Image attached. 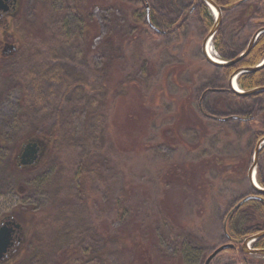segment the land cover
<instances>
[{"label":"rangeland","instance_id":"374dc122","mask_svg":"<svg viewBox=\"0 0 264 264\" xmlns=\"http://www.w3.org/2000/svg\"><path fill=\"white\" fill-rule=\"evenodd\" d=\"M114 1L119 3L111 5ZM189 2L190 0H150L148 3L150 9L155 8L159 13L176 17L183 9L182 14L186 16L191 7ZM88 4L92 5V0H80L75 4L73 0H21L17 14L0 18V219L8 214L18 217L23 214L26 218L24 236L12 257L28 251L23 261L18 258L21 263L57 264V261L54 263V258L52 263L51 252L57 249V240H66V237H57L62 225L59 219L72 218L76 226L80 225L79 219L87 218L88 215L92 218L95 213L100 212L104 221L105 216L110 213V225L119 228L125 226L128 208H133V200H136V209L143 212L144 220H150L154 213V218L157 219L159 216L156 215L160 212L177 210L187 228H198V208L202 207V201L185 200L182 193H176L174 189L163 190L161 175L166 166L184 157L198 160L211 154L224 155L233 160L232 164L225 166L233 171L221 174L225 169L223 166L219 171L214 169L212 173H206L205 177L211 180L213 188L212 202L208 204L209 216H204L202 221L206 227L204 237L195 246V255L184 256L185 264H203L205 257L218 246L229 243L222 229V217L229 203L250 191L246 175L255 148L251 141L253 128L244 123L239 124L236 120L222 124L206 119L202 126L205 133L201 128L177 129L181 138L194 146L191 150L177 151L161 141H151L149 152L144 151L143 140L161 128L159 122L163 117L155 118L158 126L150 127L158 104L155 105V101L151 100L146 108L136 109L138 89L152 83L156 84L157 89L160 88L162 84L159 78L165 65L188 64L189 70L186 69L178 77L180 84L169 77L162 80L163 89L157 90L156 95L164 91L170 96L182 99L187 92L186 86L191 85L193 98L199 97L201 109L208 114L214 110L220 112V103L233 106L231 102L234 98L213 92L205 97L200 96L201 87L214 84L225 87L227 80L222 78L217 67L204 59L201 41L205 34L195 17L186 16V22L177 27L176 24L170 25L151 13L148 18L150 22L157 28L169 31L166 34H155L149 26L139 28L138 20L144 22L147 16L137 0H99L97 4L93 2L91 9L86 7ZM76 5L80 12L74 8ZM58 10L61 15H58ZM84 18L98 24L99 33L92 41L81 34ZM238 18V14H231L223 17L222 23V33L228 50L233 52L243 50L252 36V31H241ZM173 27L176 29L172 31ZM106 35L117 36L119 39L130 37L133 39L132 47H127L126 43L120 46L117 41L112 44L110 40L108 42L111 45L103 48L100 45ZM214 43L212 39L210 45L217 53L216 58L221 59ZM7 45L12 48H7ZM49 47L57 51L58 56H62L64 52L68 57L55 63L46 61ZM126 55L136 65L126 70L125 76L120 65L113 68L109 89L112 94H117L115 105L113 103L107 108L101 106L97 111L98 117L102 120L103 116L105 120L103 133H93L92 129L85 130L80 126L83 119L81 96L71 95L72 92H69L61 115L60 136L55 142L46 140L44 133L50 131L59 106V84L45 81L39 91L42 101L38 105H32L25 93V90L27 93L34 91L27 71L56 64L61 68L59 74L66 73L73 80L75 77L85 80V95L100 81L103 82L104 78L99 75V71L104 65L112 60L121 63L127 59ZM33 74H36L33 79L40 78L39 74ZM120 78L133 82L131 85L134 86V98L131 93L130 98L119 101L123 94L122 89L118 93L116 87ZM38 84L42 85L41 82ZM45 90L51 91L50 99H44L47 95ZM169 98H162L159 104V109L162 105L161 115L175 105ZM237 104L246 110L245 114L254 115L256 124L264 122V99L260 97ZM192 107L199 111L197 101H194ZM223 111L233 113L234 109L225 108ZM188 113L185 110L181 115H189ZM30 140L40 143L42 156L32 167L21 169L17 166V156L21 153L22 145ZM88 151H92L95 156L82 160L83 152ZM236 165H239V170H235ZM256 169L264 179V151L260 156L258 154ZM130 181L137 182L134 199L132 196L125 198L126 186ZM236 187L240 189L237 190ZM111 206L121 211L116 214ZM160 228L159 234L165 235L166 226L161 225ZM76 235V261L73 264H84L83 260L87 261L85 264H94L91 258L95 246L88 238L86 229L80 228ZM172 237L176 239L177 245L168 244L165 238L166 242H155V251L173 255L180 250V239ZM69 254L67 253L68 257ZM235 255V251L224 249L209 264H236ZM249 258L264 260L263 255L251 253ZM65 262L64 255H60L58 264ZM4 263L5 261L0 264ZM70 263L71 261L67 264Z\"/></svg>","mask_w":264,"mask_h":264},{"label":"trees","instance_id":"16d2710c","mask_svg":"<svg viewBox=\"0 0 264 264\" xmlns=\"http://www.w3.org/2000/svg\"><path fill=\"white\" fill-rule=\"evenodd\" d=\"M73 1L74 4L80 2V0ZM98 1L99 0H92V5L88 4L86 7L91 9L93 8V2L94 4H97ZM83 2H85V0H83ZM116 2L114 1L110 4L115 5L114 3ZM148 2H150V0H137V4L140 3V5L143 6L144 10L146 3L148 5V12H146L145 10L147 19L144 22L138 20V26L139 28H145L146 26H149L153 30V32H155V34H166L169 31L157 28L154 24H152L148 19L149 14L151 13L170 25L176 24L177 27L183 25L186 22V16L191 15L197 19L199 26L204 32V34H206L214 24V18L212 17L210 10L208 9L207 5L203 0H190L189 4L191 7L187 11L186 16H183L182 14V12L184 11L183 9L181 12H179L178 15H176V17H169L165 14L159 13L156 11L155 8L150 9ZM213 2L219 8L220 12L223 13V17H229L231 15V10L236 7L235 0H213ZM241 7L242 13L239 19V26L241 28V31L247 32L251 24H264L263 20H258V18L260 17L264 18V7H260L257 9L255 7L253 11H251L249 9V2H247V4ZM74 8L76 9V11L80 12L78 5L74 6ZM110 8L114 9L111 6ZM105 9L108 8L105 7ZM60 12L61 11L59 10L57 11L58 15H61ZM253 14L257 15V17L250 18V16ZM84 19L85 20L83 22L82 28L83 32L81 31V34L88 36L89 40L92 41V39L97 37L99 33L98 24L89 18ZM88 25L89 28H86V26ZM175 29L176 27H173L172 31ZM110 40H112V44H115L116 41L119 42L120 46L121 44L126 43V46L129 48H131L133 44V39H131L130 37H124L119 39L117 38V36L110 37L106 35L105 40L101 42L100 46L104 48L107 45H111L108 42ZM213 40L215 41L214 47L217 49L219 57L222 60L233 59L238 56L241 51L244 50L243 49L241 51L236 52L228 50V45L222 33V23L219 25L216 33L214 34ZM62 53V56H58L57 51H54L52 50V47H49L47 49V57L45 59L48 62L53 61L55 63V61H58L63 57H68L67 54H65L64 52ZM126 57L127 59L125 61H122L121 63L117 62L116 60H112L108 63V65H104V68L102 67L99 71V75L104 78L103 82L100 81L99 84L91 88L89 92H86L85 95L83 94L85 90L83 89L85 80L77 79L76 77L75 80H73V77H69L66 73H62L63 75L59 74L61 68L58 67L56 64L53 66H43V68L38 67L35 70L31 69L27 71L28 79L32 83V89L34 91L33 93H27V91L25 90V93L32 105H38L40 101H42L39 91L41 90L42 86H44L45 81H54L59 84V86H57V94L60 93L58 94L59 99L57 98V101H59V106L55 111V119L51 125L50 131L44 133V136H46V140L55 142L60 136L61 115L64 110L63 107L67 101L66 97L69 92H72L71 95L81 96L80 102L82 104L81 110L83 112V119L82 122H80V126L82 128H85V130L87 128L92 129L93 133H97V131H99L100 135L103 133L102 130H104L105 120L103 116L102 120L98 117L99 113H97V111L101 108V106H105V108H107L111 107L113 103L115 105L114 101L117 98V94L116 92L112 94L109 89V85L114 74L112 72L114 66L120 65L119 67H121L122 73L125 76V71L132 69L136 65V63L131 62L129 60V56L126 55ZM263 58L264 32L259 34L251 50L243 58L231 65L215 67L219 69L222 78L224 80H227L229 75L232 74L236 69L255 67ZM186 69L189 70L188 64H167L162 68L160 74L159 80L162 84L160 88L157 89L156 84L154 83L148 84L145 87H139V97L136 98L138 100V107L136 109L142 110L146 108V105L150 103L151 100L155 101V105L156 103L158 104L156 106V111L153 113V120H151L150 122V127L153 128L154 125L158 126V124H155V120L157 118H160V116L161 118L163 117L162 120L159 122L161 123V128L157 131L150 133V135H148L143 140L145 148L144 151H146L147 153L149 152L151 141H153L154 143L161 141L162 143L177 149V151L191 150V148H194V146H190V144L184 141L178 134L177 129L181 127H194L201 128L202 132L205 133V129L202 126L204 120L206 119L220 122L222 124L225 122L236 120L239 124L244 123L250 126L251 128H253L251 141L252 144L255 146L256 142L264 136V122H259L258 124H256L255 119L253 118L254 115L251 113L245 114L246 110L241 109L243 107L237 104V102L246 103L247 101H251L260 97L264 99V90L254 92L249 95H241L236 92H233L229 87H227L228 85L224 87L222 85L218 86L214 84V86L209 85L201 87V97H205L206 95L213 92L221 93L223 95H230L234 98V101L231 102L233 106H228L224 103H220V112H216L214 110L211 111L210 114L205 113L201 109V106L198 102L199 97L193 98L191 85L186 86L187 92L184 94L185 97L182 99L178 96H170L164 91H162L160 95H156L157 90L163 89L164 83L162 80H165L167 77H169L173 80V82L180 84L178 77ZM33 73L39 74L40 78L38 80L33 79V77H35L36 75ZM40 82L42 83V85L38 84ZM112 83L115 84V82ZM237 83L240 89H242L243 91L264 87V66L254 71H246L239 74L237 77ZM131 84H133V82H129V80H121V78L118 79L116 85L118 93L121 89L123 92V94L119 98V101L123 100L124 98H130L131 93L132 98L135 97L134 86ZM45 92V94L47 95L44 99H50L51 91L45 90ZM146 92L149 93L144 94ZM87 93H89L90 95ZM166 96L170 97L169 99L173 100L175 102V105L173 108L169 109L166 114L161 115L160 111L162 109V105L159 109V104L162 101V98ZM148 99L149 102H147ZM194 101H197V109L199 111H195L193 109L192 106ZM231 107H233L234 109L233 113H226L223 111L225 108ZM185 110L189 112V115H181V113ZM186 119H189V121H187ZM93 128H95L96 130ZM159 137L160 140H158ZM92 151H88V153L83 152L81 159H87V157L90 158V156L94 157L95 155L92 153ZM262 151H264V146L259 151V156ZM232 163L233 160L227 158L224 155L211 154L210 156H206L198 160H190L188 158L185 159L184 157L182 158V160H176L175 162H172L171 164L166 166L163 174L161 175L160 181L161 184H163L164 186H162L163 190L167 188L174 189L176 193H182L183 199L185 200L198 199L202 201V207L198 208V211H200L198 213L200 216V225L198 228H187L183 224V220H181V216L178 215L177 210H175L174 212H160L156 215L159 216L157 219L154 218V213L152 214L150 220H144V215H142L143 212L136 209V207L134 206L136 200H133V208H128V220L125 223V226L119 228H115L110 225V213L105 216L104 221L100 212L98 214L95 213L92 218L90 217V215H88L87 218L79 219L80 225L77 224L76 226L75 224H73L72 218L67 217L59 219L62 225L60 227V231L57 234V237L60 236V238L63 239H65L66 237V240L63 242L61 240H57V249L51 252L50 256V258H52V263L54 258V263L57 261L58 264V257L60 255H64V258L66 260L65 264L69 263L70 261V264H73L76 261L75 255L77 243L75 237L77 236L76 233L78 232V230L80 228H83L86 229L88 238L94 242L95 249L93 251V257L91 258L93 259L94 264H185L184 256L191 254L195 255V253L197 252L195 246L204 237L206 229L202 221L204 220V216L205 218L209 216L208 204L212 202L211 190L213 188V183L211 182V180H208L207 177H205L206 173L208 175L212 173L214 169L219 171L221 167H225L227 164ZM79 168L82 169L81 167ZM235 170H239V165H236ZM231 171H233L231 170V168L225 167V169L221 171V174L225 175L226 173H231ZM256 176L258 184L264 188V179L260 175L259 170H256ZM236 188L237 190L240 189L238 187ZM136 190L137 182H128L125 190V198L129 199L132 196V198L134 199ZM250 194H252V196H250ZM95 195L96 194L94 193V196ZM247 196H250L251 198L247 199L238 208L233 209L235 204L239 200H241V198ZM140 197L143 198L142 196ZM130 206L131 205H129V207ZM111 209L116 211V214L121 211L114 206H111ZM94 219L96 220V222H94ZM161 225H164L167 228V230L165 231V235L159 234L161 231ZM222 229L225 231V237L227 238V240L233 241V245L235 244L234 246H236V249L233 246V248L229 250L235 251L237 264H264V261H257L249 258V254L243 252L240 247V243L244 238L264 231V193L252 191L250 189L249 192L238 196L231 203H229L228 209L222 217ZM60 232L62 234H60ZM172 236L178 237V240L180 239V243L182 245L180 250H177V252H175L173 255L160 254L159 252L155 251V242H158L160 240H165L166 242L167 239L168 244L171 243L177 245L176 239L174 240ZM171 237L173 239L170 240ZM253 247L264 248V235L254 241ZM23 253L25 254H21L19 256L17 255L18 257H12V254L10 258L8 257L6 260H4V264H25L21 263L19 260L23 261V258L25 255L28 254V251H25ZM67 253H70L69 257L67 256ZM82 262H84V264L87 263L86 260H83Z\"/></svg>","mask_w":264,"mask_h":264},{"label":"water","instance_id":"95a60500","mask_svg":"<svg viewBox=\"0 0 264 264\" xmlns=\"http://www.w3.org/2000/svg\"><path fill=\"white\" fill-rule=\"evenodd\" d=\"M1 1V0H0ZM204 2L206 3V5L210 8L212 7V9H214V11L216 12V14L214 15L215 20H214V24L213 26L210 28V30L208 31V33L205 35V37L202 39L201 42V52L203 57L205 58V60L214 66H227V65H231L233 63H235L236 61L240 60L241 58H243L245 55L248 54V52L251 50L256 38L258 37V35L262 32H264V27L257 29L254 34L252 35L246 49L240 53L237 57L231 59V60H227V61H222V60H213L211 59V57L207 54L206 52V45L208 43H210L213 35L215 34V32L218 29L219 23H220V19H221V12L219 10V8L215 5V3L213 2V0H204ZM145 7L148 9V5L146 3ZM1 4H0V9H1ZM264 66V60L262 61V63L260 65H257L255 67H250V68H239L236 69L232 74L229 75L228 77V85L229 87L236 93L241 94V95H249L252 94L254 92L260 91V90H264V87H259V88H254L251 90H247V91H237L233 88L232 83L233 81L236 82V77L243 72L246 71H254L256 69H259L260 67ZM225 119V118H224ZM264 145V136L261 137L255 144V148L253 151V156H252V163L249 166L248 170H247V179L249 181L250 187L255 190L258 191L260 193H264V189L263 188H259L255 185V182L253 181V173L255 172V167L257 164V158H258V154L259 151L261 150V148ZM39 152H40V143L38 141H29L26 144H24L23 148H22V152L19 156V163L21 165H32L35 163V161L38 159L39 156ZM251 197H245L243 199H241L238 203H236V205L234 206L233 209L238 208L242 203H244L247 199H250ZM13 225L15 227V229L20 228L19 224H13V223H6V224H1L0 225V260L5 256L6 252L8 251L9 247L12 246V236L11 233H13L15 230L12 229L11 227H7ZM262 235H264V231L259 232L258 234L249 236L247 238H245L242 242V249L244 250V252L247 253H252V254H261L264 255V249H248L247 248V242L252 240V239H256L258 237H261ZM231 244H223L220 245L219 247H217L206 259L205 264H209V261L220 251L231 247Z\"/></svg>","mask_w":264,"mask_h":264},{"label":"flooded vegetation","instance_id":"af4514ba","mask_svg":"<svg viewBox=\"0 0 264 264\" xmlns=\"http://www.w3.org/2000/svg\"><path fill=\"white\" fill-rule=\"evenodd\" d=\"M20 1L21 0H1L0 4H1L2 8L0 9V18L1 17H5V16L11 17V16H14L15 14H17L18 10L20 8ZM247 2H249V9L251 11H253V9L255 7H256V9L260 8V7H264V0H262V1L261 0H235L236 7L233 10H231V14L234 15V16H236L238 14L240 16L241 13H242V7L241 6L247 4ZM145 10H146V12H148V10L146 8H145ZM252 17H257V15L253 14V15L250 16V18H252ZM239 19L240 18H238V20ZM258 20L259 21L260 20L264 21V18L260 17V18H258ZM220 22L223 23V13H221ZM262 27H264V24L263 25L262 24H256V25L251 24V26L247 30V32L252 31V35H253V33L257 29L262 28ZM10 47L12 48V46L7 45V48H10ZM7 52H8V50H7ZM41 156H42V153H41V147H40L38 160L41 158ZM17 166L20 167V168H27V167H32L33 165H30V166H28V165L24 166L23 165L22 166L19 163H17ZM252 194H250V195H252ZM24 220H26V218H25V216L23 214H19V217L16 216L15 214H8V215H4L0 219V224L13 223L14 225L15 224H19L20 225V228H18V229H15V227L13 225L7 226V227H11L12 229L15 230L13 233H11V236H12L11 242L13 244H12V246L9 247L8 251L6 252L5 257H7V258L10 257L14 253V249L16 248V246H19V243L21 242V239L24 236V233H25ZM229 242H231L232 246L229 247L228 249H231V248H233V246L235 244L233 245V243H234L233 241H229ZM234 247L236 249V246H234ZM18 248H16V250ZM261 261H264V260H261ZM235 263L237 264V262H235ZM203 264H205V262Z\"/></svg>","mask_w":264,"mask_h":264},{"label":"bare ground","instance_id":"6f19581e","mask_svg":"<svg viewBox=\"0 0 264 264\" xmlns=\"http://www.w3.org/2000/svg\"><path fill=\"white\" fill-rule=\"evenodd\" d=\"M210 10L212 11L213 14H216V12L214 11V9H212V7H210ZM206 52L211 57V59L219 61V59H216V57H215L216 56V52L213 50V48L210 45V43H208L206 45ZM232 86H233V88L235 90L240 91L239 88H238V86L236 85V82L235 81H233ZM253 181L255 182V185L257 187H259L258 183L255 180V175L253 176Z\"/></svg>","mask_w":264,"mask_h":264}]
</instances>
